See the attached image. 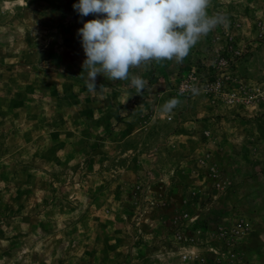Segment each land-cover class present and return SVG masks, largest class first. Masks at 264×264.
Here are the masks:
<instances>
[{"label": "rangeland", "instance_id": "obj_1", "mask_svg": "<svg viewBox=\"0 0 264 264\" xmlns=\"http://www.w3.org/2000/svg\"><path fill=\"white\" fill-rule=\"evenodd\" d=\"M78 2L0 0V264H264V0L143 93L87 90Z\"/></svg>", "mask_w": 264, "mask_h": 264}, {"label": "clouds", "instance_id": "obj_2", "mask_svg": "<svg viewBox=\"0 0 264 264\" xmlns=\"http://www.w3.org/2000/svg\"><path fill=\"white\" fill-rule=\"evenodd\" d=\"M210 0H79L73 8L81 17L97 16L78 29L86 56L81 73L87 90L97 91L96 78L129 81L143 93L147 81L131 69L150 70L153 63L182 64L201 37L226 22L221 13L209 15ZM193 95L200 89L191 87ZM180 101L161 106L171 113Z\"/></svg>", "mask_w": 264, "mask_h": 264}]
</instances>
